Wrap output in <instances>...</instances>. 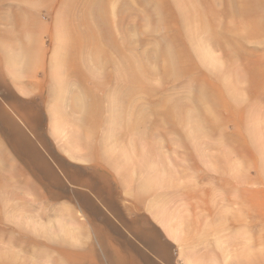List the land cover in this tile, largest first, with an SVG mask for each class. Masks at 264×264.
<instances>
[{"label": "rangeland", "instance_id": "rangeland-1", "mask_svg": "<svg viewBox=\"0 0 264 264\" xmlns=\"http://www.w3.org/2000/svg\"><path fill=\"white\" fill-rule=\"evenodd\" d=\"M69 173L182 264H264V0H0V264H107Z\"/></svg>", "mask_w": 264, "mask_h": 264}, {"label": "crops", "instance_id": "crops-1", "mask_svg": "<svg viewBox=\"0 0 264 264\" xmlns=\"http://www.w3.org/2000/svg\"><path fill=\"white\" fill-rule=\"evenodd\" d=\"M72 187L71 208L89 227L92 241L104 251L107 264H182L174 244L149 220L139 215L126 216L124 194L118 185L110 189L100 174L78 178L63 175ZM104 192L100 188H103ZM108 228V229H105Z\"/></svg>", "mask_w": 264, "mask_h": 264}, {"label": "bare ground", "instance_id": "bare-ground-1", "mask_svg": "<svg viewBox=\"0 0 264 264\" xmlns=\"http://www.w3.org/2000/svg\"><path fill=\"white\" fill-rule=\"evenodd\" d=\"M246 1H252V0H246ZM255 4V3H254ZM253 6V5H252ZM254 7V6H253ZM250 8V7H249ZM92 9V8H91ZM249 10V9H248ZM247 10V11H248ZM247 11H246V13H247ZM250 12V11H249ZM201 28V27H200ZM226 28V27H225ZM229 28V27H228ZM206 30V29H205ZM230 30H232V29H230ZM244 30H247V29H243V31ZM202 32V31H201ZM225 32H227V31H225ZM233 32H236V31H233ZM238 32V31H237ZM247 32V31H246ZM246 32H243V33H241V31H239V33H240V35L241 34H243L242 36V38H249V37H251V36H248L247 34H246ZM204 33V32H203ZM215 33H216V31H215ZM235 34V33H234ZM237 34V33H236ZM248 34H250L249 32H248ZM256 35V34H255ZM237 36H238V34H237ZM247 36V37H246ZM252 37H254V36H252ZM256 37V36H255ZM225 57H226V55H225ZM132 62V61H131ZM129 62H127V64H128ZM133 65V64H132ZM122 66V65H121ZM129 66H130V64H129ZM133 67V66H132ZM130 70V69H129ZM131 70H132V68H131ZM126 71V70H125ZM136 74V73H135ZM130 75H131V73H130ZM130 75H128V76H130ZM136 76V75H135ZM131 78V77H130ZM135 78V77H134Z\"/></svg>", "mask_w": 264, "mask_h": 264}]
</instances>
